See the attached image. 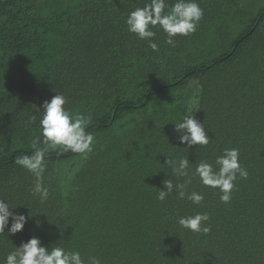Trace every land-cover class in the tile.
<instances>
[{
    "label": "trees",
    "instance_id": "obj_1",
    "mask_svg": "<svg viewBox=\"0 0 264 264\" xmlns=\"http://www.w3.org/2000/svg\"><path fill=\"white\" fill-rule=\"evenodd\" d=\"M149 2L0 0V199L29 217L0 234V260L35 236L85 264H264V0H198L197 31L172 47L157 27L158 52L124 22ZM57 93L90 117L95 141L86 158L49 149L42 202L15 159L32 154L42 105ZM193 99L209 144L187 148L174 127ZM225 148L248 171L229 203L195 176L186 192L202 193L201 205L175 191L156 198L164 180L187 179L167 159H189L190 175L201 161L218 170ZM196 212L210 217L207 235L176 224Z\"/></svg>",
    "mask_w": 264,
    "mask_h": 264
},
{
    "label": "clouds",
    "instance_id": "obj_2",
    "mask_svg": "<svg viewBox=\"0 0 264 264\" xmlns=\"http://www.w3.org/2000/svg\"><path fill=\"white\" fill-rule=\"evenodd\" d=\"M168 7L166 0H150L143 7L135 8L125 18L127 31L140 40H147L150 48L158 52L159 46L154 39L156 36L154 29L159 27L167 35L166 43L175 47V37H187L197 31L204 17V10L198 0H176L166 12ZM198 103V100L193 99L182 121L175 122L174 131L177 138L187 148L209 144L205 125L194 114L199 108ZM66 104V97L60 93L44 101L42 117L39 120L40 136L32 141V154L17 156L15 159V164L27 169L35 177L33 194L38 195L42 202L49 196V189L43 183L47 167L45 157L49 149L58 150L59 153L71 152L86 158L94 147L95 136L87 130L91 123L90 117L73 112L66 107ZM32 120L34 121L35 117ZM40 143L44 147H38ZM166 163L171 166L172 176L187 179L183 183L176 184L172 179L164 180V188H160L156 196L160 201H165L175 191L179 199H186L193 205H201L204 200L202 193L186 192L192 176H195L203 186L218 189L220 201L227 204L232 199L235 181L238 178L248 177L247 169L240 163V152L237 148H225L223 154L216 157L214 163L218 166V170L212 163L201 161L190 175L189 159H180L178 163L167 159ZM16 207L10 206L5 199H0V234L7 232L8 235H14L24 229L29 217L21 212L12 211ZM209 220L207 213L196 212L194 215L178 217L176 224L181 230L207 235L211 231ZM178 233L181 235L180 232ZM0 264H85V260L79 251L66 250L63 246L48 247L42 244L40 238L34 236L8 253L4 260H0ZM88 264H102V262L97 257H89Z\"/></svg>",
    "mask_w": 264,
    "mask_h": 264
}]
</instances>
